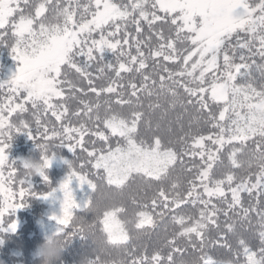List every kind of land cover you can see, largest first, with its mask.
<instances>
[{
  "label": "snow or ice",
  "instance_id": "obj_1",
  "mask_svg": "<svg viewBox=\"0 0 264 264\" xmlns=\"http://www.w3.org/2000/svg\"><path fill=\"white\" fill-rule=\"evenodd\" d=\"M3 46L16 63L0 78V230H16L15 210L37 195L30 177L50 184L51 148L64 146L79 163L66 161L61 213L52 219L60 234L94 238L90 264L113 253L121 264H264V0H0ZM124 74L132 75L127 85L119 83ZM98 78L107 85L97 86ZM141 94L155 97L147 112ZM89 95L95 102L81 98ZM102 95L115 101L101 103ZM70 100L80 107L72 111ZM177 106L196 109V127L189 121L184 131L181 123L182 134L165 140ZM161 109L153 126L151 114ZM20 132L41 150L35 172L26 160L23 170L9 160ZM178 165L191 174L186 187L173 176ZM73 179L87 186L79 200ZM137 179V194L152 195L143 204L132 196L142 210L126 219L124 190ZM189 205L196 211L185 212ZM168 217L176 228L151 253L136 243ZM238 226L254 228L259 244ZM214 246L228 258L210 254Z\"/></svg>",
  "mask_w": 264,
  "mask_h": 264
},
{
  "label": "trees",
  "instance_id": "obj_2",
  "mask_svg": "<svg viewBox=\"0 0 264 264\" xmlns=\"http://www.w3.org/2000/svg\"><path fill=\"white\" fill-rule=\"evenodd\" d=\"M107 59H112L111 55L107 57ZM15 61L12 58L10 53V49L6 46L0 47V70L5 69L8 66H13L15 68ZM151 64V62H149ZM171 67H175V65H170ZM95 73V69H91ZM148 71H151V67ZM99 76L98 73H96ZM114 76V73L106 72L105 77ZM75 78V77H73ZM132 79V75L124 74L123 80L119 81V83L127 85L128 81ZM140 77L136 76V82L138 83ZM97 86H106L108 83L107 78H98L96 80ZM86 87V82L83 85ZM182 91V90H181ZM142 95V102L144 104V111H148L147 105L150 102L155 101V97L149 98L144 94ZM2 97V95H0ZM82 99L91 100L95 102L96 97L94 95L82 96ZM104 100H112L115 101V96H107L102 95L100 97L101 103ZM163 103V101H161ZM69 107L72 111H75L78 107H80L77 100L68 101ZM113 107L116 105L113 103ZM163 109L157 110L151 114V119L153 121V126L155 122L161 116ZM196 109L188 106L187 111H185L180 106H177L175 109H170L167 114L166 120L173 121V134L171 137L165 135V140L172 138L175 139L177 135H181L180 124H183L184 131L188 130L189 121H193V127L195 128V117H197ZM180 116L181 120L176 122V117ZM25 119H28L30 123H32L33 127L34 121L30 113L26 114ZM147 118V117H146ZM48 119L52 121V123H56L55 119L51 117L50 113L48 115ZM73 124L78 123L79 121L75 117H69ZM140 131L142 135L146 134V130L143 124L140 126ZM205 133L208 131V127H204ZM179 148V145H176ZM10 161H15L18 168L23 170L22 162L28 158L33 157L39 159L41 157V150L35 146V143L32 139L28 137V135L24 132L17 133L13 140L11 141L10 147L7 150ZM51 151L54 152L55 158L52 160L51 166L46 168L44 171L46 175L49 177V182H46L43 177L39 173H34L30 177L31 188L30 192L36 193L37 195H30L27 197L26 204L24 207L15 210L14 219L17 221V228L13 231H3L0 230V264H40V260L35 255L36 247L39 243L43 242V240L48 235H63L58 233V229L61 227L56 220L49 217L50 215V202L49 198L53 196L56 191L59 189L60 182L67 176L69 172V164L66 161H75L77 164L79 163L76 160L74 154L69 151L67 147L64 146H53ZM82 159L85 158L84 154L77 153ZM187 159V158H186ZM196 162L199 163V158L196 159ZM225 164L227 161L225 159ZM222 167V166H219ZM181 166H177L176 170L173 172V176L179 175L181 177V181L183 186L186 187V180L191 178V174L187 172H181ZM22 178V177H21ZM140 180L132 182L128 188L124 190V202L126 204L127 211L125 213L126 219H132L133 214L140 209L136 204H133L131 201V197L135 196L139 204L146 203L148 199L151 197L152 192L149 191L148 197H144V194L141 192L137 194L136 189L140 184ZM19 187V186H17ZM51 188H56L57 190L51 196L45 197L43 193H47L51 190ZM215 202V201H214ZM244 202L245 206H247L249 202V198L247 194H244ZM151 211V209H148ZM185 212H194L195 209L192 206H188L183 209ZM158 211V209H157ZM91 217H89L90 219ZM255 217L253 223L255 225ZM223 217H221V221ZM131 227V226H130ZM176 226L171 222L170 217L165 218L163 221H157V227L153 230L151 238L147 236H141L139 241H136L138 244H148L149 245V253L153 250V247L156 246L157 238L162 236L167 230L171 233L175 230ZM238 231H243L245 237H247L253 246H257L259 244L258 233L253 229H241L238 226ZM211 236L215 238L216 231L213 229L211 231ZM133 237L137 235L135 230L132 231ZM230 241L235 244L234 238L229 236ZM183 244V241H181ZM94 248V242L89 235L81 236L80 234H75L70 237H67L65 240V248L62 253L61 258L56 262V264H79L80 260L83 257H92V252ZM191 249L189 248L188 252L185 253L184 258L187 259L191 255ZM210 254H212L216 258L226 259L230 255L226 249L220 248L219 246H214L210 249ZM115 255V253H113ZM179 259V257H178Z\"/></svg>",
  "mask_w": 264,
  "mask_h": 264
},
{
  "label": "clouds",
  "instance_id": "obj_3",
  "mask_svg": "<svg viewBox=\"0 0 264 264\" xmlns=\"http://www.w3.org/2000/svg\"><path fill=\"white\" fill-rule=\"evenodd\" d=\"M31 166V170L35 172L36 167L41 166V159L28 157L25 159ZM92 240L94 238L90 236ZM67 236L65 235H48L43 242L39 243L35 250V255L40 260V264H56V262L61 258L62 253L65 248V240ZM98 241L99 247H106L103 243L102 239L97 237L95 238ZM120 257H116L115 255L108 256L105 255L104 260L105 264H121ZM92 257H83L79 264H90Z\"/></svg>",
  "mask_w": 264,
  "mask_h": 264
},
{
  "label": "rangeland",
  "instance_id": "obj_4",
  "mask_svg": "<svg viewBox=\"0 0 264 264\" xmlns=\"http://www.w3.org/2000/svg\"><path fill=\"white\" fill-rule=\"evenodd\" d=\"M13 70H14L13 66H8V68L6 67L5 69L0 70V78H6L11 74V71ZM71 187L73 189L74 196L75 198H77V200L82 198L87 192V186L85 185L81 187L79 182L75 179L72 180ZM62 200H63V192L58 189L56 193L49 198V202L51 205L49 217H52L54 214L59 215L61 213Z\"/></svg>",
  "mask_w": 264,
  "mask_h": 264
}]
</instances>
